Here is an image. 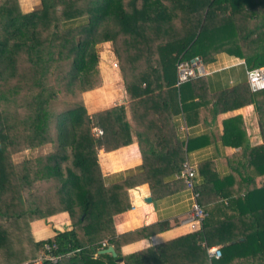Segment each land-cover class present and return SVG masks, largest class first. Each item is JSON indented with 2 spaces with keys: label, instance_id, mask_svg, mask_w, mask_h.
Segmentation results:
<instances>
[{
  "label": "trees",
  "instance_id": "obj_1",
  "mask_svg": "<svg viewBox=\"0 0 264 264\" xmlns=\"http://www.w3.org/2000/svg\"><path fill=\"white\" fill-rule=\"evenodd\" d=\"M263 28L264 0H38L29 10L0 0V264L32 259L45 243L61 258L42 264H264V184H255L264 175V146L250 144L240 115L224 118L219 134L236 148L228 173L220 175L213 159L196 164L194 193L220 197L204 208L196 200L205 213L200 229L117 256L99 253L103 241L121 245L168 224L116 233L113 215L129 208L130 183H104L101 138L93 134L108 122L124 146L167 133L164 119L175 113L191 123L190 110L210 105V92L204 74L176 84V62L204 64L225 51L247 68L263 65L264 36L241 40ZM106 40L127 104L90 115L82 94L101 84L98 47ZM249 99L264 141V89L250 90ZM141 107L149 110L138 114ZM195 141L142 162L154 199L185 186L177 173ZM46 143L43 154L12 158ZM59 212L68 213L70 228L35 240L30 223ZM211 245L221 256H208Z\"/></svg>",
  "mask_w": 264,
  "mask_h": 264
},
{
  "label": "crops",
  "instance_id": "obj_2",
  "mask_svg": "<svg viewBox=\"0 0 264 264\" xmlns=\"http://www.w3.org/2000/svg\"><path fill=\"white\" fill-rule=\"evenodd\" d=\"M22 10H29L22 6ZM101 75V84L83 93L86 111L91 115L103 113L107 107L115 104H127L126 92L119 71L98 63ZM102 67V69H101ZM211 103L215 107V115L212 118L209 113V104L190 110L193 121L185 122L181 113H175L172 117L164 119L168 126L167 133L152 136L149 141L132 143L118 146L112 135V128L108 122H104L105 128L95 126L93 131H98L95 136L101 138L97 148V157L104 183H113L128 178L130 188L128 189L130 206L124 211L113 215V225L117 234L134 230L144 225L161 221L167 222V228L153 233L152 235L134 241L118 244L115 241H107L106 246L111 245L117 254H128L143 247L160 243L174 237L195 231L190 227L192 220L193 204L198 200L201 206L214 204L220 200L215 191L196 195L187 186L177 188L171 193L159 198H153L146 175L141 169V164L147 158L172 151L178 147L185 148L189 139L196 140L195 147L186 152L187 160L196 166L198 162L213 159L220 175L229 171L227 158L236 151L235 147L223 145L219 140L222 132V120L228 116L240 115L251 145L263 144L260 135L257 114L254 105L249 99V88L246 82V65L244 59L229 54L225 51L217 52L213 59L203 64ZM110 80H106V78ZM104 90L101 92V90ZM157 111L161 108L155 106ZM149 108L141 107L138 114L148 111ZM165 116L164 111H161ZM148 127L151 132V124ZM196 180H200L197 175ZM255 184H264V175L255 178ZM150 197V201H147ZM70 220L67 212H59L30 223L31 233L35 240H44L51 237L57 230L70 228ZM200 229V227L198 228ZM197 229V230H198ZM219 245H211L209 247ZM207 247V248H209ZM209 257L218 258L220 255ZM158 264H167L161 262Z\"/></svg>",
  "mask_w": 264,
  "mask_h": 264
},
{
  "label": "built area",
  "instance_id": "obj_3",
  "mask_svg": "<svg viewBox=\"0 0 264 264\" xmlns=\"http://www.w3.org/2000/svg\"><path fill=\"white\" fill-rule=\"evenodd\" d=\"M116 64V63H115ZM204 73L203 63L199 57H195L190 60H178L176 62V84H179L187 79L202 75ZM246 82L251 91H258L264 89V64L258 65L252 68L246 69ZM196 166L191 164L188 160L182 163V166L177 173V176L182 178L187 188L193 190V186L196 183ZM205 213L202 207L196 203L193 204L192 220L190 227L192 230H197L201 227V223ZM103 245L106 246V242L103 241ZM53 247L55 245H52ZM48 243H45L43 248L37 253V255L29 260L13 263V264H42L45 260L56 262L61 258V255H55L50 250L52 247ZM211 255H220V250L217 247L207 248Z\"/></svg>",
  "mask_w": 264,
  "mask_h": 264
},
{
  "label": "rangeland",
  "instance_id": "obj_4",
  "mask_svg": "<svg viewBox=\"0 0 264 264\" xmlns=\"http://www.w3.org/2000/svg\"><path fill=\"white\" fill-rule=\"evenodd\" d=\"M20 2H21L23 7H25L26 9H29L30 7H34L36 5V3L38 2V0H20ZM263 36H264V28L260 29V30H255L251 34H248V36L242 37L241 40L249 41L251 39H257V38H260ZM98 50H99V62L101 61V65L102 66H108L109 68H111L115 71H119L118 64L117 65L115 64V63H117V59H115L116 56H115V52L113 50V47L111 45V42L109 40L103 41L102 43L99 44ZM101 69H102V67H101ZM106 80H110V79L106 78ZM102 91H104V90L102 89L101 92ZM82 98H83V94H82ZM83 102H84V99H83ZM108 108L109 107H107V109ZM93 132H94L93 134L95 135V133L98 131L94 130ZM50 148H51L50 144L46 143V144L40 145V146L32 148V149H25L19 153H15L12 156V158L14 161H20V160H23L25 158H32V157L38 156L40 154H43V153L49 151Z\"/></svg>",
  "mask_w": 264,
  "mask_h": 264
},
{
  "label": "water",
  "instance_id": "obj_5",
  "mask_svg": "<svg viewBox=\"0 0 264 264\" xmlns=\"http://www.w3.org/2000/svg\"><path fill=\"white\" fill-rule=\"evenodd\" d=\"M150 197H147V201H150ZM99 253H111L113 256H116V252L111 245L106 246L105 248L99 250Z\"/></svg>",
  "mask_w": 264,
  "mask_h": 264
},
{
  "label": "bare ground",
  "instance_id": "obj_6",
  "mask_svg": "<svg viewBox=\"0 0 264 264\" xmlns=\"http://www.w3.org/2000/svg\"><path fill=\"white\" fill-rule=\"evenodd\" d=\"M213 247V246H212ZM54 248V247H53ZM51 249V248H50ZM54 250V249H53ZM55 254V253H54Z\"/></svg>",
  "mask_w": 264,
  "mask_h": 264
}]
</instances>
